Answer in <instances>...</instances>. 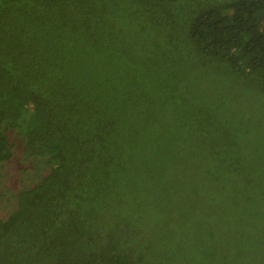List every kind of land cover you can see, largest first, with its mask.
<instances>
[{
  "label": "trees",
  "instance_id": "16d2710c",
  "mask_svg": "<svg viewBox=\"0 0 264 264\" xmlns=\"http://www.w3.org/2000/svg\"><path fill=\"white\" fill-rule=\"evenodd\" d=\"M0 264H264V0H0Z\"/></svg>",
  "mask_w": 264,
  "mask_h": 264
},
{
  "label": "rangeland",
  "instance_id": "374dc122",
  "mask_svg": "<svg viewBox=\"0 0 264 264\" xmlns=\"http://www.w3.org/2000/svg\"><path fill=\"white\" fill-rule=\"evenodd\" d=\"M21 150L15 158L0 165V218H6L18 209V191L25 185Z\"/></svg>",
  "mask_w": 264,
  "mask_h": 264
}]
</instances>
